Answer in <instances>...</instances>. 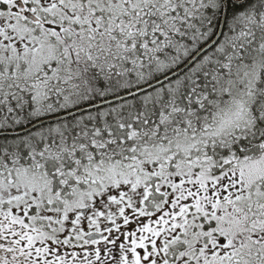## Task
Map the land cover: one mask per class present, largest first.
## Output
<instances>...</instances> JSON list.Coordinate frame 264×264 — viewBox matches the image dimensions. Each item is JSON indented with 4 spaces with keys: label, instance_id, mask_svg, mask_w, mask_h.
I'll use <instances>...</instances> for the list:
<instances>
[{
    "label": "snow or ice",
    "instance_id": "1",
    "mask_svg": "<svg viewBox=\"0 0 264 264\" xmlns=\"http://www.w3.org/2000/svg\"><path fill=\"white\" fill-rule=\"evenodd\" d=\"M0 264H264V0H0Z\"/></svg>",
    "mask_w": 264,
    "mask_h": 264
}]
</instances>
